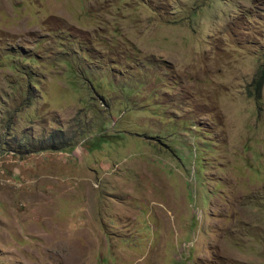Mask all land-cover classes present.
I'll return each instance as SVG.
<instances>
[{
  "label": "rangeland",
  "instance_id": "rangeland-1",
  "mask_svg": "<svg viewBox=\"0 0 264 264\" xmlns=\"http://www.w3.org/2000/svg\"><path fill=\"white\" fill-rule=\"evenodd\" d=\"M264 0H0V264H264Z\"/></svg>",
  "mask_w": 264,
  "mask_h": 264
},
{
  "label": "trees",
  "instance_id": "trees-1",
  "mask_svg": "<svg viewBox=\"0 0 264 264\" xmlns=\"http://www.w3.org/2000/svg\"><path fill=\"white\" fill-rule=\"evenodd\" d=\"M253 87H255L257 91V95L261 94V90L264 87V66L259 69L257 75L252 83Z\"/></svg>",
  "mask_w": 264,
  "mask_h": 264
}]
</instances>
